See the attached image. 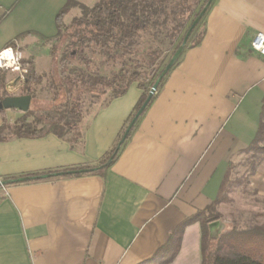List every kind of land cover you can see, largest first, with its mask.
Returning a JSON list of instances; mask_svg holds the SVG:
<instances>
[{
    "label": "crops",
    "instance_id": "1",
    "mask_svg": "<svg viewBox=\"0 0 264 264\" xmlns=\"http://www.w3.org/2000/svg\"><path fill=\"white\" fill-rule=\"evenodd\" d=\"M66 1L0 0V51L14 41L44 74L34 54L44 49L49 61L42 37L55 35ZM204 27L200 44L181 53L109 166L0 186V264H141L186 219L222 203L232 159L249 150L264 123V57L250 47L255 33L264 34V0H213ZM26 32L32 34L14 40ZM141 93L132 83L95 107L80 145L53 134L0 142V182L97 165ZM252 171L264 200V158ZM201 237L199 222L187 224L168 264H201Z\"/></svg>",
    "mask_w": 264,
    "mask_h": 264
},
{
    "label": "trees",
    "instance_id": "2",
    "mask_svg": "<svg viewBox=\"0 0 264 264\" xmlns=\"http://www.w3.org/2000/svg\"><path fill=\"white\" fill-rule=\"evenodd\" d=\"M200 1L98 0L91 6H85L77 0H67L56 15L55 35L42 37L44 44L48 46L50 59L57 62L59 75L67 79V85H60L51 77L52 102L56 105L54 108L36 112H33L30 108L26 112L16 110L0 111V142L8 141L13 137L33 139L53 134L58 138H65L71 146L80 145L86 129V120L93 116L95 107L124 95L129 86L132 83H136L142 93L133 112L127 118L128 126L167 63L159 71L154 69L152 62H149V70L134 69L129 71L121 67L111 77L107 78L94 72L86 73V70L73 65L74 61L77 60L79 64L82 63L87 69L89 59L86 55L84 56V53H88L91 56L102 55L108 60L129 56L142 37L152 34L151 30L162 28L167 22L172 24L169 28L168 36L174 39L178 38V42L171 53L172 56L176 48L180 46L190 24L208 0H202L201 5L194 12L193 5H197ZM73 8H78L80 15L73 16L70 22L65 24L63 19ZM205 15L206 12L192 30L183 51L197 46L202 41L205 34ZM182 31V35L179 36ZM29 34H32V32L22 33L16 36L14 40H19ZM7 46L14 47V41H10ZM179 58L180 56L177 60ZM22 62L28 66L29 71L23 79L24 82L13 94L7 90L8 75L11 76L12 73L9 74L7 71L0 69V102L7 96L25 94H29L32 100L37 86L45 79L44 74L35 72L32 60L23 58ZM177 62H174L163 77L158 85V90ZM61 88L64 89L62 94H60ZM86 96L90 99L92 107L83 113L81 100ZM154 97L155 94H153L145 110ZM14 112L18 115L15 116ZM127 126L122 130L115 146L97 165L86 166L76 170L54 171L45 175H51V177L78 176L95 173L100 169L106 168L116 159L118 154L116 148ZM260 141H264V123L259 126L256 139L248 151H262L263 148L258 147V142ZM41 176H30L31 179L29 181L42 179L39 178ZM19 178L3 179V181ZM222 199L221 191L217 202H221ZM219 218L220 214L216 211L215 206L212 205L206 211L199 212L186 219L171 234L169 243L161 247L151 259L141 264H168L178 251L183 228L192 222L201 224V264H264V224L253 225L245 229H237L232 226L229 229L221 230L218 234H211L208 224L218 221Z\"/></svg>",
    "mask_w": 264,
    "mask_h": 264
},
{
    "label": "rangeland",
    "instance_id": "3",
    "mask_svg": "<svg viewBox=\"0 0 264 264\" xmlns=\"http://www.w3.org/2000/svg\"><path fill=\"white\" fill-rule=\"evenodd\" d=\"M82 5L91 6L98 0H80ZM202 0L193 5L194 12L197 11ZM213 3V2H212ZM212 5V4H211ZM80 10L73 8L70 13L64 17L65 24L70 22L73 16H79ZM172 26L171 22H167L162 28H154L151 30L152 34L145 35L135 46L133 52L124 56L121 59L108 60L102 55L91 56L84 53L89 59L88 68L85 69L82 63L76 60L75 66L86 70V73H96L100 76L111 77L121 67L126 70H149V62L153 63L154 69L161 70L164 65L171 58V53L178 42V38H170L168 36L169 28ZM183 31L180 33L181 36ZM21 49L19 48V51ZM40 52V51H39ZM34 54L36 68L44 70L45 79L37 86L34 98L31 100L29 107L33 112L45 111L56 106L52 102V91L50 90L51 79L53 78L58 84L67 85V79L60 77L57 62L44 57V49L39 53ZM21 53V51H20ZM27 54V53H26ZM22 55V53H21ZM83 56V55H82ZM83 56V57H84ZM22 57H24L22 55ZM26 60L28 58L25 57ZM9 74L11 71L5 70ZM15 75H8V84L14 81ZM52 77V78H51ZM62 81V82H61ZM17 91V90H16ZM15 91V92H16ZM64 89H60V94ZM92 107L90 99L86 96L81 100V108L83 113L87 112ZM18 115L15 113V116ZM258 147L263 148L262 151H252L239 154L232 159L230 172L227 174L222 189V203L217 205L216 211L220 214L218 222L222 228L229 229L234 226L237 229H245L253 225L264 224V200L257 196L252 183L250 182V175L253 172L252 168L256 167L260 159L264 158V141L258 142ZM209 226V224H208Z\"/></svg>",
    "mask_w": 264,
    "mask_h": 264
},
{
    "label": "water",
    "instance_id": "4",
    "mask_svg": "<svg viewBox=\"0 0 264 264\" xmlns=\"http://www.w3.org/2000/svg\"><path fill=\"white\" fill-rule=\"evenodd\" d=\"M211 2H212V0L207 1L205 6L202 8V10L198 13V15L194 18V20L190 24L189 28L187 29V31H186L183 39H182L180 46L178 48H176V51L173 53V55L171 56V58L169 59V61L167 62V64L163 68V70L160 72V74L158 75L155 82L153 83L152 87L148 91V95H147L145 101L143 102V104L141 105V107L136 112L135 116L133 117L134 119H132L130 121V123L128 124V126H127L117 148H116V151L119 149L120 145L126 139L128 133H129L131 127L134 125L135 121L138 119V117L145 110V108H146L147 104L149 103V101L151 100L153 94L156 92V90H158L157 89L158 85L161 82V80L163 79V77L167 74L169 69L174 64V62L177 61V58L182 53L183 48H184L192 30L194 29L196 24L203 18L204 14L207 11ZM30 103H31V96L29 94L7 96L0 102V111H2V110H16V111H20V112H26L30 107ZM48 177H51V175H44L43 177L41 176L39 178L43 179V178H48ZM30 179H31L30 177L29 178L23 177V178H19L16 180H4V181L0 182V186H5L7 184H12L15 182H25V181H29ZM209 226H210L209 227L210 232L213 233V230L216 229V231H217V229L220 227V224L218 222H212V224H210Z\"/></svg>",
    "mask_w": 264,
    "mask_h": 264
},
{
    "label": "built area",
    "instance_id": "5",
    "mask_svg": "<svg viewBox=\"0 0 264 264\" xmlns=\"http://www.w3.org/2000/svg\"><path fill=\"white\" fill-rule=\"evenodd\" d=\"M250 47L254 52L264 57V34L261 32L255 33L251 39ZM9 49L12 51L11 61L2 56L3 52L8 51ZM22 59L23 57L16 47H7L0 51V69L11 71V73L16 76L14 81H11L7 85L10 92H12L14 86L24 82L23 79L28 74L29 68L27 65L23 64Z\"/></svg>",
    "mask_w": 264,
    "mask_h": 264
},
{
    "label": "clouds",
    "instance_id": "6",
    "mask_svg": "<svg viewBox=\"0 0 264 264\" xmlns=\"http://www.w3.org/2000/svg\"><path fill=\"white\" fill-rule=\"evenodd\" d=\"M2 56L6 57L8 60L11 61L12 60V51H11V49H9L8 51L3 52ZM17 58H19V57H17Z\"/></svg>",
    "mask_w": 264,
    "mask_h": 264
}]
</instances>
